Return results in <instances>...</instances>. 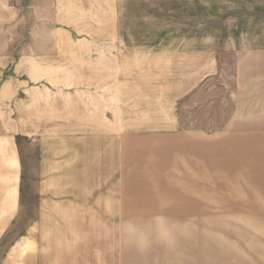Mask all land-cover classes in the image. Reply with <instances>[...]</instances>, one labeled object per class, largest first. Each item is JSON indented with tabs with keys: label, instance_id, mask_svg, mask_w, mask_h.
Segmentation results:
<instances>
[{
	"label": "crops",
	"instance_id": "obj_1",
	"mask_svg": "<svg viewBox=\"0 0 264 264\" xmlns=\"http://www.w3.org/2000/svg\"><path fill=\"white\" fill-rule=\"evenodd\" d=\"M65 2L0 0V250L25 213L18 135L38 145L36 219L0 264H264V113L243 64L211 130L203 91L224 69L202 43L132 52L114 109L71 92L52 108L49 70L66 67H50L49 38L66 37ZM36 91L47 119L18 129Z\"/></svg>",
	"mask_w": 264,
	"mask_h": 264
},
{
	"label": "rangeland",
	"instance_id": "obj_2",
	"mask_svg": "<svg viewBox=\"0 0 264 264\" xmlns=\"http://www.w3.org/2000/svg\"><path fill=\"white\" fill-rule=\"evenodd\" d=\"M65 10L66 19L71 18L63 23L66 37L49 38L50 67L59 63L66 67L49 70L48 104L52 108L62 103L57 95L71 92L85 98V105L96 103L92 95L97 96L100 105L114 109L120 103L121 81L131 77L135 68L130 62L136 56L132 52L198 47L202 43L216 50L224 69V74L213 77L203 91L211 100L208 116L202 117L208 120L209 129L220 127L230 113L229 104L219 101L237 90L234 64L238 61L244 66V85L246 93L251 94L248 99H254L250 104L264 113V0H66ZM233 44L236 51L228 52ZM89 62L97 63L96 68H84ZM72 63H81V69L69 68ZM73 81L76 84L71 88ZM31 102L32 118H17L18 129L23 130L25 123L36 127L46 117L47 111L42 117L40 91L35 92ZM20 104L24 114L25 102ZM193 115L197 118V112ZM1 120L6 124L10 117ZM64 120L66 124L68 120ZM37 136L29 135L33 139ZM33 142L31 145L25 136L18 135L25 213L19 215L17 229L3 241L0 256L16 238L18 241L24 237L26 225L36 219L38 145Z\"/></svg>",
	"mask_w": 264,
	"mask_h": 264
}]
</instances>
